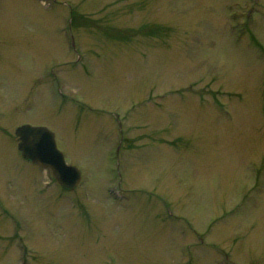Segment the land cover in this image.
<instances>
[{
  "label": "rangeland",
  "instance_id": "obj_1",
  "mask_svg": "<svg viewBox=\"0 0 264 264\" xmlns=\"http://www.w3.org/2000/svg\"><path fill=\"white\" fill-rule=\"evenodd\" d=\"M0 264H264V0H0Z\"/></svg>",
  "mask_w": 264,
  "mask_h": 264
},
{
  "label": "water",
  "instance_id": "obj_2",
  "mask_svg": "<svg viewBox=\"0 0 264 264\" xmlns=\"http://www.w3.org/2000/svg\"><path fill=\"white\" fill-rule=\"evenodd\" d=\"M21 136L20 149L23 155L45 167H50L61 184L75 188L82 179L81 170L69 165L57 146L55 133L46 126L23 124L17 128Z\"/></svg>",
  "mask_w": 264,
  "mask_h": 264
}]
</instances>
